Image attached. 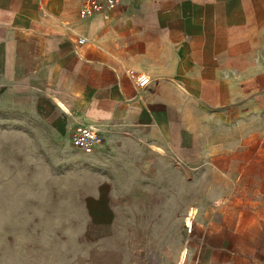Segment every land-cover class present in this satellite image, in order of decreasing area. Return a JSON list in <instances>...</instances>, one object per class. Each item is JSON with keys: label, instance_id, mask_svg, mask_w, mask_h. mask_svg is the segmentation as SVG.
Masks as SVG:
<instances>
[{"label": "crops", "instance_id": "obj_1", "mask_svg": "<svg viewBox=\"0 0 264 264\" xmlns=\"http://www.w3.org/2000/svg\"><path fill=\"white\" fill-rule=\"evenodd\" d=\"M86 2L0 0V110L70 143L80 125L106 150L132 137L189 170H244L263 151L264 0H118L81 16Z\"/></svg>", "mask_w": 264, "mask_h": 264}, {"label": "rangeland", "instance_id": "obj_2", "mask_svg": "<svg viewBox=\"0 0 264 264\" xmlns=\"http://www.w3.org/2000/svg\"><path fill=\"white\" fill-rule=\"evenodd\" d=\"M31 117L0 110V264L257 258L264 140L244 170H189L132 137L87 155Z\"/></svg>", "mask_w": 264, "mask_h": 264}, {"label": "built area", "instance_id": "obj_3", "mask_svg": "<svg viewBox=\"0 0 264 264\" xmlns=\"http://www.w3.org/2000/svg\"><path fill=\"white\" fill-rule=\"evenodd\" d=\"M118 4V0H87L85 7L80 10L81 16L114 8ZM84 40L80 39L82 43ZM128 76L135 82L138 87H145L150 83V76L146 73L137 72L134 70L127 71ZM104 137L97 129L89 125H80L71 133V145L87 154L92 155L102 152Z\"/></svg>", "mask_w": 264, "mask_h": 264}, {"label": "bare ground", "instance_id": "obj_4", "mask_svg": "<svg viewBox=\"0 0 264 264\" xmlns=\"http://www.w3.org/2000/svg\"><path fill=\"white\" fill-rule=\"evenodd\" d=\"M188 215H189V216H188L187 219H190V218L193 216V211H190ZM186 225H187V226H190V221H187V222H186ZM187 252H188V248L185 247V248L182 250V253H181V255H180V261H179V264L185 261V259H186V257H187Z\"/></svg>", "mask_w": 264, "mask_h": 264}]
</instances>
